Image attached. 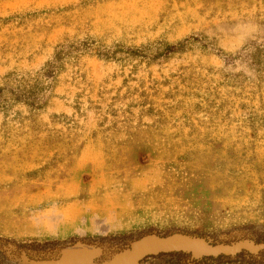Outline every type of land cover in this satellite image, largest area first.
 I'll return each mask as SVG.
<instances>
[{"label": "rangeland", "instance_id": "1", "mask_svg": "<svg viewBox=\"0 0 264 264\" xmlns=\"http://www.w3.org/2000/svg\"><path fill=\"white\" fill-rule=\"evenodd\" d=\"M0 90V264L257 249L264 0H0Z\"/></svg>", "mask_w": 264, "mask_h": 264}, {"label": "trees", "instance_id": "2", "mask_svg": "<svg viewBox=\"0 0 264 264\" xmlns=\"http://www.w3.org/2000/svg\"><path fill=\"white\" fill-rule=\"evenodd\" d=\"M181 45H161V51L158 53L159 56H166L168 54L176 52ZM133 55L138 54L136 52ZM140 54V53H139ZM48 70V69H47ZM50 70V69H49ZM46 71L48 76L51 73ZM51 76V75H50ZM1 91V90H0ZM230 239L219 241L220 244L231 245L234 242H244L247 241L252 244L257 249L255 251H248L247 249H240L234 254H224L219 253L216 256L206 255L199 258H193L189 253H184L182 251L159 253L154 256L145 257V262L149 261L148 264H264V230H254L252 226H245L235 230L234 234H228ZM5 242H8L5 240ZM14 244V243H13ZM56 243H43V244H32V245H15L16 247L22 249H34V251L39 252L42 249V253H38L46 258V250L49 247H55ZM1 262L6 260L3 255L0 254Z\"/></svg>", "mask_w": 264, "mask_h": 264}]
</instances>
